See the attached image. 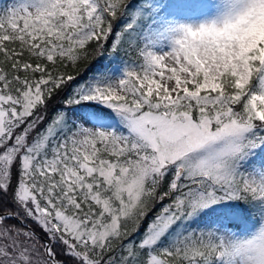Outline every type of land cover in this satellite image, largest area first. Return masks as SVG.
<instances>
[{
    "label": "snow or ice",
    "instance_id": "obj_1",
    "mask_svg": "<svg viewBox=\"0 0 264 264\" xmlns=\"http://www.w3.org/2000/svg\"><path fill=\"white\" fill-rule=\"evenodd\" d=\"M0 264H264V0L0 6Z\"/></svg>",
    "mask_w": 264,
    "mask_h": 264
},
{
    "label": "rangeland",
    "instance_id": "obj_2",
    "mask_svg": "<svg viewBox=\"0 0 264 264\" xmlns=\"http://www.w3.org/2000/svg\"><path fill=\"white\" fill-rule=\"evenodd\" d=\"M8 2H9L8 0H0V6L6 4V3H8ZM92 70L94 71V70H95V67H94V69H92Z\"/></svg>",
    "mask_w": 264,
    "mask_h": 264
},
{
    "label": "trees",
    "instance_id": "obj_3",
    "mask_svg": "<svg viewBox=\"0 0 264 264\" xmlns=\"http://www.w3.org/2000/svg\"><path fill=\"white\" fill-rule=\"evenodd\" d=\"M8 1H9V0H8ZM92 69H94V67H93Z\"/></svg>",
    "mask_w": 264,
    "mask_h": 264
}]
</instances>
